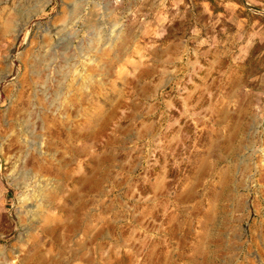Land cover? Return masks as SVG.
<instances>
[{"label": "rangeland", "instance_id": "rangeland-1", "mask_svg": "<svg viewBox=\"0 0 264 264\" xmlns=\"http://www.w3.org/2000/svg\"><path fill=\"white\" fill-rule=\"evenodd\" d=\"M62 83L64 174L38 180L19 102ZM37 252L264 264V0H0V264Z\"/></svg>", "mask_w": 264, "mask_h": 264}, {"label": "bare ground", "instance_id": "bare-ground-1", "mask_svg": "<svg viewBox=\"0 0 264 264\" xmlns=\"http://www.w3.org/2000/svg\"><path fill=\"white\" fill-rule=\"evenodd\" d=\"M62 69L64 70V68H62ZM31 82H32V80H31ZM37 86L40 87V89H38V91L42 93L43 86H42V84L39 85V83H37L36 86H33V87L31 86L29 89L34 91V90H36ZM62 86H64L63 83H62V85L59 86V92L56 94V97L53 98L54 99L53 101H47L45 99H42V97L39 95L40 94L39 93L38 94L39 98L37 97L38 98L37 101L34 100L35 97H33L31 94L29 97H26V99H21V101L19 102V105L21 106V108L19 109V112H18L19 113V119L17 120V124L20 123L21 128L19 131H15L14 135H16V137L19 139V142H20L21 138L26 137V139H25L26 143L22 146V148L29 146L30 144L37 147L40 140H43V142H42L43 147L41 150L44 153H42L41 156H39L36 160H34V165L36 166V170H37L36 177L38 178V180H40L41 178L51 179L50 178L51 176L47 175L49 173H58V174H62V175L64 174L63 169H62V167H63L62 162L64 161V156L62 155L63 151H61V145H62L61 143L62 142H60L59 139H56L55 136L56 135H62L59 132L60 131L59 129L65 128L68 124H71L72 121L75 120V116H74V107L72 106V103L70 105V102H72V100H69L67 98H63V96H61L62 90H64V88ZM63 95H65V94H63ZM73 105L75 106V104H73ZM37 116L40 117L39 119L43 120V123H45V127L42 129V131L39 132V130H40L39 129L36 133H34V131L31 130V128H32L31 126L33 125V122H34L33 120H36L38 118ZM16 128H18V127H16ZM87 134H88V141L91 142V139L93 138L92 137V134H93L92 131H88ZM72 138H73V135L69 136L68 143L72 140ZM15 141H17V140H15ZM30 148H32V147H30ZM18 159H19V157H18ZM18 172H19V170H18ZM45 173H47V174H45ZM22 175H23V173H22ZM78 183L81 184L80 186H84V185L88 184L89 186L93 187L94 175H91V178L89 180H86V181L78 180ZM47 185L42 186L39 191L45 193V190L48 188V187H46ZM46 202L48 204H50V205H48V208H50L52 206L53 196L52 195L47 196ZM92 203H93V201H92ZM32 257H34V260L37 261L38 264H51L52 263V260H51L52 258L43 255L41 252L40 253L37 252Z\"/></svg>", "mask_w": 264, "mask_h": 264}]
</instances>
